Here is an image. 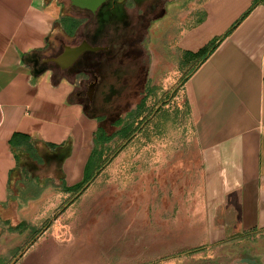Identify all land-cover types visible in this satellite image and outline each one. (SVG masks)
<instances>
[{"label":"crops","instance_id":"crops-1","mask_svg":"<svg viewBox=\"0 0 264 264\" xmlns=\"http://www.w3.org/2000/svg\"><path fill=\"white\" fill-rule=\"evenodd\" d=\"M207 7L202 30L178 43L187 53L215 44L184 86L199 168L186 228L202 229L203 237L195 244L249 245V256L258 262H245L264 264V0H212ZM62 16L59 0H0V264L17 247L12 239L24 233L10 228L19 223L26 228L25 214L33 213L34 204L54 190L47 180L28 174L22 157L31 159L24 155L25 167H18L9 181L18 154L10 139L15 134L29 138L43 160L31 161L46 165L49 158L58 168L56 192L68 194L63 186L83 179L99 127L95 88L90 100L88 88L83 91L70 78L78 72L67 70L73 63L63 67L49 61L64 52L63 45L74 46L61 25L55 28ZM90 33L98 41L84 40L106 51L104 31L94 25ZM191 174L195 176L191 170L190 179ZM18 181L20 193L12 192ZM31 183L39 192L29 191ZM19 196L28 198L23 205ZM11 203L21 216L8 217ZM24 257L14 264L38 260L33 251Z\"/></svg>","mask_w":264,"mask_h":264},{"label":"rangeland","instance_id":"rangeland-1","mask_svg":"<svg viewBox=\"0 0 264 264\" xmlns=\"http://www.w3.org/2000/svg\"><path fill=\"white\" fill-rule=\"evenodd\" d=\"M211 1L107 0L91 13L59 0L61 21L74 17L80 22L78 37L67 39L69 43L98 41L90 33L94 25L106 35L107 50L87 52L86 69L70 78L83 91L93 75L102 78L94 92L98 118L104 119L108 133L119 129L113 127L119 119L130 127L125 137L116 136L107 145L97 173L76 197L56 192L58 168L49 158L41 165L22 157L28 174L47 180L54 190L25 214L24 233L12 239L17 247L2 264L22 252L18 262L30 251L37 254L36 264L258 262L249 256V245L195 244L202 229L186 228L199 168L184 86L198 58L191 59L178 43L206 25ZM191 170L195 176L190 179ZM26 198L20 197V204ZM11 204L7 215L13 219L19 214Z\"/></svg>","mask_w":264,"mask_h":264},{"label":"trees","instance_id":"trees-1","mask_svg":"<svg viewBox=\"0 0 264 264\" xmlns=\"http://www.w3.org/2000/svg\"><path fill=\"white\" fill-rule=\"evenodd\" d=\"M79 23L80 22L78 20H75L73 18L68 17V18H64L63 21L60 20L59 23L56 22L55 28H56V26L61 25V27H59V28L62 30L63 34L69 39V38L74 37L75 31L78 28ZM214 48H215V44L210 43L195 53H191V52L189 53L188 52L187 55L191 59H197L198 58V63L203 62L208 57V55L214 50ZM139 111H140V107H139ZM98 121H99V127L94 134L93 149L91 151V154H90L89 159L87 161V164L85 166L84 177L81 180V182L74 184L73 186H70V187L69 186H63V191L68 193V194L78 193L84 184H86L87 182H90L92 180V178L97 173V170L99 169L98 168V162H100L101 158L105 157V150H106L107 145L110 142H112V140L116 136L125 137L129 131L130 126L129 125L126 126V124L122 125V120H120V119L117 120L113 125V127L119 128L115 133H108V131L106 129L107 126L105 125L104 119L103 120L98 119ZM143 123H145V121L142 122L140 124V126ZM140 126L137 128V130L135 132L140 130ZM127 139H129V137ZM9 143H10L12 150L15 152V155H16V152H18V154L16 156L17 157L16 158L17 168L15 170H13L9 175V179H10L9 181L12 182L13 181L12 175L14 174V172L18 171V167H20V166L23 168L25 167V165L21 161V155H24V156L28 157L29 159H31L37 163H41L43 160H42V157L38 154L35 146H33L32 143L30 142L29 138L15 134L10 139ZM50 148L52 149V148H56V147L50 146ZM19 154H20V157H19ZM19 184H20V181H18L17 183L14 184V191H12V192L18 191L20 193V191L18 190ZM28 189L30 192L36 193L35 190L39 189V187L36 184L31 183L28 186ZM19 197H21V196H19ZM24 228H25V224L19 223L15 227L10 228V232L20 233L22 230H24Z\"/></svg>","mask_w":264,"mask_h":264},{"label":"water","instance_id":"water-1","mask_svg":"<svg viewBox=\"0 0 264 264\" xmlns=\"http://www.w3.org/2000/svg\"><path fill=\"white\" fill-rule=\"evenodd\" d=\"M107 0H69L70 4L79 9L88 10L91 13H94L101 5L106 3ZM64 52L57 58H51L49 61L56 62V63H62L63 67H68L72 63H74L79 56H81L84 52H97L101 50L100 47H93L89 45L85 40H83L80 44L76 46H67L63 45ZM95 81L91 82L88 85L87 90V97L91 100L95 88ZM144 125V123L140 126V128ZM136 133V132H135ZM109 161V160H108ZM90 182H87L78 193H76L75 197L78 196L89 184ZM22 252L19 253L15 259H13L10 264H14L21 256Z\"/></svg>","mask_w":264,"mask_h":264},{"label":"flooded vegetation","instance_id":"flooded-vegetation-1","mask_svg":"<svg viewBox=\"0 0 264 264\" xmlns=\"http://www.w3.org/2000/svg\"><path fill=\"white\" fill-rule=\"evenodd\" d=\"M81 43V42H80ZM79 43V44H80ZM73 45L74 46H76V45H78V44H74L73 43ZM85 53H83L81 56H79L78 58H77V60L73 63V65L71 66V67H69L67 70H70L71 68H76V71H78V72H83L85 69H86V67H87V63H85L83 60H84V57H85V55H84ZM94 79H96V81H95V86L97 85V83H98V81H99V78L98 77H96L95 75H93V81H94ZM92 81V82H93ZM88 85L89 84H87L86 85V88H88Z\"/></svg>","mask_w":264,"mask_h":264}]
</instances>
